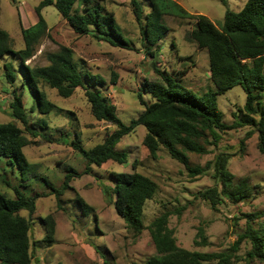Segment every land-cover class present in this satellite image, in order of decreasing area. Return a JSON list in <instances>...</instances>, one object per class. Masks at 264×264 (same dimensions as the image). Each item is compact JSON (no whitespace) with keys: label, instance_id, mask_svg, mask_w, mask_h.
Wrapping results in <instances>:
<instances>
[{"label":"rangeland","instance_id":"obj_1","mask_svg":"<svg viewBox=\"0 0 264 264\" xmlns=\"http://www.w3.org/2000/svg\"><path fill=\"white\" fill-rule=\"evenodd\" d=\"M176 1L187 10L204 13L219 24L226 8L238 10L246 0H226L225 4L221 0ZM38 2L0 0V25L10 34L13 49L24 46L19 18L24 26L34 23L37 18L34 7ZM105 4L113 11L123 36L132 42L131 48L116 46L89 34L76 33L56 7L48 4L41 8L47 23L46 33L40 37L34 54L25 63L46 64L49 62L48 52L58 49L61 44L70 45L81 71L97 73L105 80L102 91L116 104L117 115L126 123L144 108L138 98V91L145 78L157 80L166 86L171 84L170 81L181 84L196 94L215 87L210 77L206 48H198L186 36L193 27V19L173 12L165 13L163 21L169 29L151 47L154 50L152 56L145 51L140 24L135 18L131 0H105ZM144 10H148L147 6ZM4 62L8 63L12 71L20 74L18 57L7 53L0 58V121L13 119L10 92L13 84L18 85L21 79L19 75L14 82H9L5 76ZM154 64L161 72L155 70ZM181 68H187V71L179 76L178 70ZM113 73L115 82L111 81ZM40 87L50 100L63 109L41 113L37 110L32 92L27 87L23 89L22 101L28 112L29 125L37 131L36 134L28 132L24 124L17 120L29 139L23 150L27 158L36 163L38 173L47 175L55 186H60L63 181L65 165L79 173L69 180L70 187L63 191L60 201L53 193L36 198V208L31 218L30 236L35 244L31 247L30 264H145L156 253L148 225L164 210L170 212L168 225L173 229L178 245L201 251L224 250L232 245L238 232L243 230L247 218L245 212H264V153L258 149L257 131L251 126L226 129L221 133L217 145H207L208 151L205 153L187 152L190 163L194 165H204L220 151L230 152L229 170L236 177L248 176L254 188L255 196L246 201L233 203L225 199L212 206L200 194V191L216 182L211 169L192 176L184 164L171 157L163 145H160L155 157L151 156L143 143L146 128L142 124L123 135L116 144L118 148L127 150V162L109 159L86 169V160L72 147L70 140L76 134L84 147L89 148L101 142L116 125L92 115L82 86H77L66 97L59 95L56 88L43 81ZM143 97L148 99L150 94L143 93ZM244 100L245 92L240 84L218 94V107L223 111V119L227 123L233 121V112L243 105ZM249 129L252 134L246 137L245 133ZM130 170L147 174L157 183L154 195L145 202L142 217L144 228L140 232H135L116 213L112 201L102 190L106 184H113L111 171ZM11 181L15 183L18 179L13 178ZM47 189L43 180H31L32 192L43 193ZM0 190L13 196V190L2 181ZM76 193L92 206L88 213L81 211L75 199ZM21 213L27 215L26 210H21ZM48 213L55 219L54 239L50 242L45 240L39 220V216ZM257 219H264V215ZM199 227L204 229L206 235L207 243L204 245L194 241L199 239ZM249 247L247 239L240 241L238 249L234 251V264H246V250ZM248 264L264 262L254 258Z\"/></svg>","mask_w":264,"mask_h":264},{"label":"trees","instance_id":"obj_2","mask_svg":"<svg viewBox=\"0 0 264 264\" xmlns=\"http://www.w3.org/2000/svg\"><path fill=\"white\" fill-rule=\"evenodd\" d=\"M11 1L15 3L17 0ZM221 1L226 3V0ZM131 2L135 18L140 24L145 51L152 56L154 50L151 47L169 29L163 21L165 13L173 12L194 20L186 36L198 48H206L210 77L215 87L196 94L181 84L170 81L171 84L166 86L157 80L145 78L138 91V98L144 108L126 123L117 115L116 104L102 91L105 80L97 73L82 72L70 45L61 44L58 49L48 52L49 62L46 64L25 63L34 54L40 37L46 33L47 23L41 8L48 4L56 7L76 33L89 34L98 40L131 48L132 42L123 36L105 0H39L34 7L37 16L34 23L24 26L19 18L24 46L18 49H13L10 34L0 25V58L10 53L20 59V74L12 71L7 62L3 63L6 79L14 82L17 76H21L19 84H13L10 92V107L14 117L0 121V181L13 190V196L0 190V264H30L31 247L35 244L31 241L30 230L36 198L53 193L60 201L63 191L70 187L69 180L79 173L65 165L63 181L60 186H55L47 175L38 173L36 163L30 161L23 150L29 139L17 120L24 124L28 132L37 133L29 125L28 112L22 101L23 89L27 87L32 92L39 112L63 109L47 97L45 90L40 87L42 81L65 97L77 86H82L92 115L98 120H108L116 125L101 142L89 148L84 147L76 134L70 140L72 147L86 160V169L109 159L119 163L127 162V150L118 148L116 144L123 135L142 124L146 128L143 143L151 156L155 157L160 145H163L171 157L184 164L190 175L195 176L211 169L216 182L200 191V194L212 206L225 199L237 203L255 196L248 176L236 177L229 170L230 152L220 151L204 165L191 164L187 152L205 153L208 151L207 145H217L221 133L226 129L249 125L257 131V146L264 153V0H246L238 10L226 8L219 24L204 13L187 10L176 0ZM145 6L148 8L146 11ZM154 67L161 72L156 64ZM186 71L187 68L179 69V76ZM111 81H116L114 73ZM236 84L243 88L245 100L233 112V121L227 123L223 119V111L218 107L217 96ZM143 93H149L150 97L144 99ZM251 134L252 130L249 129L245 136ZM243 142L244 139L241 140ZM110 175L113 184L102 187L104 194L112 201L116 213L126 224L135 232H140L144 228V205L154 195L156 181L137 170L111 171ZM13 178L18 181L12 182ZM32 179H38L39 182L43 180L48 189L43 193L32 192ZM75 199L83 213L92 209L81 195L76 193ZM21 210H26L27 215L21 213ZM169 213L168 210L162 211L148 225L156 253L145 264H234V251L244 238L250 242L246 250V264L254 258L264 262V219H257L264 215L263 211L245 212L247 218L243 230L238 232L237 239L228 249L219 251H201L178 245L173 229L168 225ZM39 220L45 232V240L52 241L55 231L53 215L48 213L39 216ZM197 235L199 239L194 240L197 244L207 243L202 227H199Z\"/></svg>","mask_w":264,"mask_h":264},{"label":"crops","instance_id":"obj_3","mask_svg":"<svg viewBox=\"0 0 264 264\" xmlns=\"http://www.w3.org/2000/svg\"><path fill=\"white\" fill-rule=\"evenodd\" d=\"M37 17V16H36ZM37 19V18H36ZM36 19H34V22L36 21ZM30 23V22H29Z\"/></svg>","mask_w":264,"mask_h":264}]
</instances>
